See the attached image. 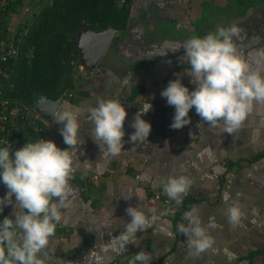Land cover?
Returning a JSON list of instances; mask_svg holds the SVG:
<instances>
[{"label":"crops","instance_id":"1","mask_svg":"<svg viewBox=\"0 0 264 264\" xmlns=\"http://www.w3.org/2000/svg\"><path fill=\"white\" fill-rule=\"evenodd\" d=\"M236 3L241 10L233 14L227 13L233 9L231 0H132L128 30L125 34L113 31L115 38L98 61L105 67L96 68L97 63L93 71L82 75L79 90L89 95L58 101L55 112L79 109L84 155L71 181L76 194L62 210V222L52 237L50 264H131L142 250L152 253L151 264H250V253L264 250V157L255 159L264 153V105L257 104L244 128L230 135L222 124L201 121L195 108L189 112V125L172 129L175 108L161 96L169 82L178 78L190 91L195 90L187 75L189 65L181 60L182 45L192 36L203 37L235 25L241 29L236 43L246 58L264 49V13L258 12L264 0ZM221 9L224 12L218 14ZM15 16H10L11 22ZM200 19L196 29L192 24ZM162 27L167 28L166 35L159 36L155 28ZM148 60L158 61L142 65ZM138 84L143 90L132 94ZM101 98L119 100L126 107L125 140L134 131L129 125L135 114L150 102L152 109L142 117L152 125L148 140L126 143L117 157L102 156L88 119V109ZM28 114L45 130L39 137L55 141L62 149L68 147L54 116L44 119L33 110ZM180 175L192 180L181 204L166 205L155 198L163 192V181ZM7 192L0 182V197ZM232 204L245 213L235 228L226 215ZM129 206H140L146 214L149 210L165 213L161 223L172 235L148 228L122 251L120 236L131 219L125 211ZM193 207L199 210L203 225L210 218L218 225L209 229L215 240L213 249L200 255L188 247L187 237L179 231L180 225H187L185 213ZM4 211L7 217L12 215L14 205ZM251 264H264V254L254 256Z\"/></svg>","mask_w":264,"mask_h":264},{"label":"clouds","instance_id":"2","mask_svg":"<svg viewBox=\"0 0 264 264\" xmlns=\"http://www.w3.org/2000/svg\"><path fill=\"white\" fill-rule=\"evenodd\" d=\"M241 29L235 25L221 27L203 37L192 36L182 49V62L189 65L187 75L196 85L190 91L182 79H174L161 92L167 104L175 108L172 129H183L191 123L190 110L195 108L201 121L212 126H223L227 134L242 130L257 104L264 105V49L249 53L246 58L236 40ZM135 114L129 127L133 133L125 140V121L128 111L115 99H99L96 106L88 109V119L93 125L92 139L99 146L102 156L117 157L125 144L148 140L152 125L142 117L152 109L146 102ZM33 110V109H32ZM67 148H60L53 140L40 139L28 142L14 152L8 147L0 148V182L8 189L0 197V212L14 205L12 215L0 221V264H50L52 237L62 222V210L71 203L76 194L71 181L81 168L84 152L80 138L81 121L79 109L65 108L52 114ZM163 192L179 205L190 190L192 180L185 175L168 177ZM15 197V200H13ZM131 197L125 198L130 199ZM225 194V200H228ZM127 222L120 239L122 251L135 244L138 232L148 228L165 232L161 223L165 213L145 210L140 206L126 208ZM228 223L240 226L245 216L238 204L226 210ZM187 225L179 231L187 237L188 247L200 255L213 249L215 240L210 228H216L214 218L205 226L199 210L195 207L185 213ZM152 253L139 251L131 264H151Z\"/></svg>","mask_w":264,"mask_h":264},{"label":"trees","instance_id":"3","mask_svg":"<svg viewBox=\"0 0 264 264\" xmlns=\"http://www.w3.org/2000/svg\"><path fill=\"white\" fill-rule=\"evenodd\" d=\"M131 4L132 0H16V4L0 16L1 38L6 39L11 33V40L9 38L8 41L18 46L16 58L0 62L1 98L8 100L12 106L21 105L32 110L39 97L53 101L68 96L75 101L74 96L87 97L88 92L79 90L83 87V78L76 75L80 65V53L76 49L77 34L85 28L96 33L113 29L116 33L125 34L129 28ZM19 9L23 10L22 13L21 10L18 12ZM14 14L21 16L12 26L10 17L3 15ZM201 22L200 19L192 25L199 29ZM11 27L14 29L12 32ZM159 29L155 28L157 34ZM161 29L166 35L167 28ZM112 38H115L114 35ZM157 61L148 60L142 65L152 66ZM98 63L96 68L105 67L103 63ZM2 73L6 76H2ZM139 89L143 90L141 84L134 87L132 94ZM20 124L18 138H38L26 121ZM36 124L41 127L38 122ZM263 157L264 153L255 159ZM260 254H264V250L251 252L248 257L250 264L253 257ZM156 264H160V261Z\"/></svg>","mask_w":264,"mask_h":264},{"label":"built area","instance_id":"4","mask_svg":"<svg viewBox=\"0 0 264 264\" xmlns=\"http://www.w3.org/2000/svg\"><path fill=\"white\" fill-rule=\"evenodd\" d=\"M14 4H16V0H0V16L3 12H6L7 8L10 6L12 7ZM3 17L8 18L10 16L3 15ZM8 40L9 36H7L6 39H2L0 33V62H7L16 58L18 55L17 44H12ZM17 42H19V38H17ZM2 76L5 77L6 74L2 73ZM29 111V109L21 105L12 106L8 100L1 98L0 92V148L8 147L14 152L15 150L22 148L29 141L36 142L42 139L39 135H44L45 130L38 127L35 120L30 118L31 116L28 114ZM19 121H26L27 125L31 126V128L38 135V138L36 140H21L18 138L17 135L20 129L18 125ZM155 198L160 199L166 205H170L172 202L164 192H159L156 194ZM5 217H7L5 212H0V221H2Z\"/></svg>","mask_w":264,"mask_h":264},{"label":"water","instance_id":"5","mask_svg":"<svg viewBox=\"0 0 264 264\" xmlns=\"http://www.w3.org/2000/svg\"><path fill=\"white\" fill-rule=\"evenodd\" d=\"M113 36V29L93 32L87 28L77 34L76 49L80 53L81 65L93 71L94 67L106 52ZM58 101L39 97L36 99L33 111L44 119H51Z\"/></svg>","mask_w":264,"mask_h":264},{"label":"rangeland","instance_id":"6","mask_svg":"<svg viewBox=\"0 0 264 264\" xmlns=\"http://www.w3.org/2000/svg\"><path fill=\"white\" fill-rule=\"evenodd\" d=\"M231 3H233V4H231V6L230 7H232L233 9H231V11H228L227 13H229V12H231V13H233V14H237V12H240V10H241V6L240 5H238L237 3H236V0H231ZM20 10L21 9H19V11L18 12H20ZM32 10V9H31ZM33 11V10H32ZM218 12V14H220V13H222V12H224L223 11V9H221V10H218L217 11ZM259 13H264V7H262V9H260L259 11H258ZM21 13H22V11H21ZM20 13V14H21ZM20 14H18V15H16L15 16V19L13 20V22H11L10 21V24L13 26V24H17V21L16 20H18V18L21 16ZM14 18V17H13ZM20 27H23V25H21ZM12 28V27H11ZM14 29L12 28L11 29V32L13 31ZM163 31H164V29H159V32H158V35H162L163 34ZM10 34V36H11V33H9ZM76 41H77V37H76ZM79 66H78V68H77V71H76V75L77 74H79L80 76H82L83 75V77L84 76H86L88 73H89V69L88 68H85L84 66H82L81 65V62H80V59H79Z\"/></svg>","mask_w":264,"mask_h":264}]
</instances>
